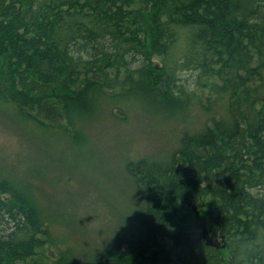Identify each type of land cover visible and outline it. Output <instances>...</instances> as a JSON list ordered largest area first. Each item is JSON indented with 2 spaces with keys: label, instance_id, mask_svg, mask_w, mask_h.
I'll return each instance as SVG.
<instances>
[{
  "label": "trees",
  "instance_id": "1",
  "mask_svg": "<svg viewBox=\"0 0 264 264\" xmlns=\"http://www.w3.org/2000/svg\"><path fill=\"white\" fill-rule=\"evenodd\" d=\"M124 90L166 114L194 103L199 128L127 162L138 209L92 264H264V0H0V103L20 124L72 131ZM8 175L0 264H49L55 224Z\"/></svg>",
  "mask_w": 264,
  "mask_h": 264
},
{
  "label": "rangeland",
  "instance_id": "2",
  "mask_svg": "<svg viewBox=\"0 0 264 264\" xmlns=\"http://www.w3.org/2000/svg\"><path fill=\"white\" fill-rule=\"evenodd\" d=\"M111 104L118 107L97 106L64 131L20 124L0 103V172L20 174L41 195L57 241L49 264H92L138 209L127 162L167 157L180 131L199 128L194 103L166 114L124 90ZM204 224L194 217L188 223L196 235Z\"/></svg>",
  "mask_w": 264,
  "mask_h": 264
},
{
  "label": "flooded vegetation",
  "instance_id": "3",
  "mask_svg": "<svg viewBox=\"0 0 264 264\" xmlns=\"http://www.w3.org/2000/svg\"><path fill=\"white\" fill-rule=\"evenodd\" d=\"M202 230H203V231H202V234H201V239H202V240H204V239H210L212 242H215V244H216V243L218 244V242H219V240H220L219 237H218V238H219V240H218V238H216L215 236L209 234V233H208V229H206V227H203Z\"/></svg>",
  "mask_w": 264,
  "mask_h": 264
},
{
  "label": "water",
  "instance_id": "4",
  "mask_svg": "<svg viewBox=\"0 0 264 264\" xmlns=\"http://www.w3.org/2000/svg\"><path fill=\"white\" fill-rule=\"evenodd\" d=\"M222 239H224V238L222 237ZM222 248H224V246Z\"/></svg>",
  "mask_w": 264,
  "mask_h": 264
}]
</instances>
